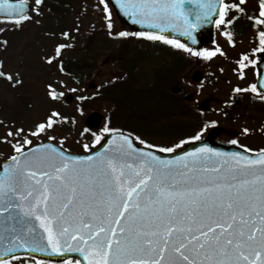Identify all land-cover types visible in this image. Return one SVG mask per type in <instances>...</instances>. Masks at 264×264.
I'll return each instance as SVG.
<instances>
[{
    "label": "snow or ice",
    "instance_id": "1",
    "mask_svg": "<svg viewBox=\"0 0 264 264\" xmlns=\"http://www.w3.org/2000/svg\"><path fill=\"white\" fill-rule=\"evenodd\" d=\"M43 2L35 0L37 14ZM101 3L107 13L108 3ZM118 3L134 23L160 29V33L179 30L184 36H191L202 19L216 12V0H199L196 11H186L185 0ZM8 7L16 14L15 9H23L24 4ZM229 7L222 2L217 25L225 22ZM259 16L264 17V0L260 2ZM27 19L21 11L13 23ZM257 22L264 23V19ZM108 28L111 30V23ZM117 35L127 37L130 33L121 31ZM131 35L161 41L204 59L220 52L196 51L154 31ZM259 36L258 51L264 53V31ZM65 47L58 44L55 54L60 55ZM242 60L248 61V57L245 55ZM48 63H52L51 57ZM244 67L241 63V69ZM0 77L13 81V76L3 71ZM47 87L49 97L55 100L57 93L51 84ZM250 87L257 91L255 84ZM54 118H60V113L53 111L30 134L38 136L51 129ZM23 132L19 128L7 135ZM199 137L197 132L191 139ZM94 138L95 143H101L100 136L94 134ZM136 139L148 150L136 147L123 133L113 136L111 146L104 151L89 155L65 154L53 144L25 151L24 145L32 144L27 137L13 144L15 154L9 156L0 172V215L14 216L20 227L3 237L7 243L5 254L17 248L29 252L48 248L60 252L67 248L83 254L87 264H264V149L256 159L239 153L222 157L212 149L163 159L152 149L174 153L184 141L158 146ZM83 148L88 150L89 145L84 144ZM12 259L27 264L18 256ZM0 264L11 262L0 259Z\"/></svg>",
    "mask_w": 264,
    "mask_h": 264
},
{
    "label": "rangeland",
    "instance_id": "2",
    "mask_svg": "<svg viewBox=\"0 0 264 264\" xmlns=\"http://www.w3.org/2000/svg\"><path fill=\"white\" fill-rule=\"evenodd\" d=\"M27 1L35 6L34 12L28 16L29 19L22 21L16 28H7L0 33V38L6 40V43L0 41V71L13 76V81L0 77V162L14 154L12 145L22 142L24 137L32 140V144L52 141L68 151L81 152L84 149L83 145L88 144L79 139L86 114L96 111L105 115L109 106L96 104L93 108L82 112L74 99L90 98L91 91L87 89L89 83L102 87L115 75L114 67L103 59L92 73L90 81L86 83H74L57 73L59 61L55 60V48L58 44L71 43L78 47L90 29L103 31L110 23L108 12L104 11L101 3L96 0H55L61 7L62 13H51L44 8V0L37 14L35 0ZM226 2L237 5L235 8L237 12H234L233 16L239 14L243 31L228 40L224 35L227 27L225 22L233 16L224 17L225 22L217 25L219 32L213 50L220 49V52L210 59L203 58L206 62L202 66L192 68L185 75L181 87L186 88V106L198 114L193 126L196 127L199 120L198 124H201V128L205 131L213 125L233 127L239 134L234 145L259 152L264 149V107L255 106V102L259 101L257 100L259 95L253 92L250 86L255 81L253 53L260 48L259 33L264 31V23L257 22L255 25L254 22L264 17L259 16L260 0H244L243 3L241 0H226ZM249 23L255 26L248 27ZM65 32L68 33L67 36L63 35ZM107 41L111 46L117 43L110 37ZM134 43H137L135 47L145 51L150 48L144 41L132 42ZM245 55L248 61L242 60ZM50 57L52 63H48ZM241 63L245 64L243 69ZM151 69L152 65L145 66L143 72L148 74ZM194 70H199L203 74L201 82L191 81L190 76ZM16 80L20 83H15ZM49 84L57 93L55 100L48 95ZM236 88L247 90L236 92L234 91ZM67 98L71 100L67 102ZM122 102L123 106H131L133 110L140 107L147 109L141 106L137 99L125 96ZM200 102H207L209 109L201 113L198 109ZM250 103L252 106L247 107ZM237 104H242V108L236 106ZM53 111L69 119L72 125L70 127H73L72 132L61 135V129L53 127L38 136H32L30 133L35 130V125L45 122ZM57 119L59 118H54ZM19 128H23L24 132L17 136L7 135L9 131L16 133ZM245 129L248 131L245 132ZM49 136H54L55 139L49 140ZM150 140L148 141L158 146L175 143L159 137ZM29 146L24 145V149Z\"/></svg>",
    "mask_w": 264,
    "mask_h": 264
},
{
    "label": "trees",
    "instance_id": "3",
    "mask_svg": "<svg viewBox=\"0 0 264 264\" xmlns=\"http://www.w3.org/2000/svg\"><path fill=\"white\" fill-rule=\"evenodd\" d=\"M236 19L237 16L234 17L235 21ZM235 21L234 23L231 22L225 30V33H228L230 37L241 33L240 20L236 23ZM1 30H3V26H0V32ZM229 35H226V37L229 38ZM108 36V31L92 30L84 36L80 46L69 45L61 50L60 55H58V57L63 56L60 59V74L70 78L73 82L84 83L89 81L92 73L96 71L97 65L100 64V59L105 55L104 44ZM130 40H132L131 37H124L122 44H119V42L118 46L112 48L114 51L116 47L118 51L121 50L120 54L119 52L118 54L113 52L116 58L126 56V54L123 55V52L129 46ZM123 44L124 46H122ZM148 44L151 51L149 52L157 64L152 75L153 89L150 92H129V90H133L131 89L133 84L128 86L126 81L129 78H127L126 81L114 80L110 84L98 88L92 97L77 99L75 103L82 112H86L96 104H109L111 109L108 112L106 128L126 131L142 140L159 137L179 143L191 139L197 132L200 133L202 128L201 124H198L199 120L196 127L193 126L198 114L186 106V88L181 87V84L185 75L192 68L202 66L203 62L200 57L192 56L184 49H177L160 41H149ZM127 75L128 73H126ZM171 87H177L179 89L178 93H172ZM133 88L135 87L133 86ZM123 93L125 94L123 95ZM125 96L130 99H137L141 106H145L147 109L144 110L140 107L133 110L131 106H123L122 99ZM198 113L201 115L200 112ZM124 115L126 118H123ZM62 117L66 116H60L55 121L54 127L61 129V135H68L73 130L70 127L72 125L67 117L66 120ZM90 134L85 130L79 135L84 139H92ZM99 134H101V131H99ZM24 261L27 264H36L28 260Z\"/></svg>",
    "mask_w": 264,
    "mask_h": 264
},
{
    "label": "water",
    "instance_id": "4",
    "mask_svg": "<svg viewBox=\"0 0 264 264\" xmlns=\"http://www.w3.org/2000/svg\"><path fill=\"white\" fill-rule=\"evenodd\" d=\"M222 1L223 0H216V12L208 16L206 19H202L199 26L192 32L191 36H184L182 32L179 30L168 29L165 32L160 33V29H150L146 25L136 24L133 22L131 16L124 13V11L120 8L118 0H105V2L108 3V6L112 11L115 20L118 22L120 26V31L128 32L130 34L140 31H154L158 34L166 35L170 39H177L181 43L186 44L187 47L193 48L196 51L208 49L216 44L215 24L216 21L219 19L218 13H219V9L222 7ZM20 3H23L24 7L23 9H19V8L15 9L16 14H14V10L12 8L8 7V5L10 4L19 5ZM0 6H3L2 10H0V18L3 20H15L18 18L19 12L22 11L24 14L27 15L32 10L31 6L28 3L19 2L16 0H0ZM198 7H199V0H192L191 3H188V0H185L186 11L188 9H191L192 11H196ZM193 37L195 38L194 40ZM255 71H256L255 85L257 86V91L262 95H264V53L261 52L256 53ZM201 78L202 75L199 71L193 73L191 77V79L195 82H199ZM174 92H176V90H174ZM199 107L202 110H207L208 104L201 103ZM102 120L103 117L101 115L97 113H92L86 118L85 125L90 129L96 130L99 128ZM119 134L120 133L109 134L96 147L95 151L89 154H93L97 151H101V152L104 151L107 147L111 146V141L113 136ZM123 134L125 136H128L133 141L136 147L143 149L145 151L148 150L137 145L133 137H131L130 135L125 133ZM234 137H237V132L234 129H232L231 127L219 126L208 130L202 140L187 143L174 153L164 154V153H160L159 151H154V152H156V154L161 156L163 159H174V157L177 155L183 156L184 153H194L201 149H212L215 152L220 153L222 157L226 154L239 153L240 155L245 156L249 159L258 158L260 152L249 153L226 141L227 138L231 139ZM44 144H51V143H44ZM40 145L41 144L34 146L30 149H37ZM101 145H103L104 147L102 148ZM64 152L65 154H69L66 151ZM89 154H85V155H89ZM1 170H3V164L1 165ZM6 217H7V221L5 223ZM34 224L36 225L37 231L42 233V229L39 228L38 222L34 221ZM6 227L8 229L7 232H5ZM19 227L20 224L17 223V219L14 218V216L8 217L7 213L0 215V259L8 260L11 259L13 256H27L35 260L50 262L54 264H61L69 259H75L76 261H80V264H87V261L84 260L83 254L67 248L60 252H53L50 248L44 251H36V252H29L23 248H17L14 252L7 253L6 255L5 252H6L7 243L3 239V237L10 235L14 228H19Z\"/></svg>",
    "mask_w": 264,
    "mask_h": 264
},
{
    "label": "bare ground",
    "instance_id": "5",
    "mask_svg": "<svg viewBox=\"0 0 264 264\" xmlns=\"http://www.w3.org/2000/svg\"><path fill=\"white\" fill-rule=\"evenodd\" d=\"M90 138H94V135L93 134H90Z\"/></svg>",
    "mask_w": 264,
    "mask_h": 264
}]
</instances>
